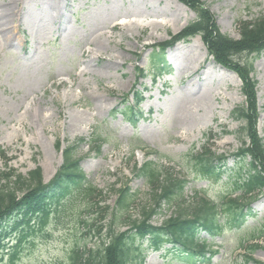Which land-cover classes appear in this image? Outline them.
I'll list each match as a JSON object with an SVG mask.
<instances>
[{"label": "rangeland", "instance_id": "obj_1", "mask_svg": "<svg viewBox=\"0 0 264 264\" xmlns=\"http://www.w3.org/2000/svg\"><path fill=\"white\" fill-rule=\"evenodd\" d=\"M202 1L216 14L221 30L233 37H238V19L264 11V0ZM195 17L176 0H0V147L8 150V167L26 174L40 166L49 182L62 164V149L85 139L75 155L90 181L106 192L111 207L117 195L110 190L127 180L142 193L140 204L146 203L149 187L133 175V169L152 151L161 153L158 162L175 176L188 177L183 194L187 203L200 189L218 199L225 185L196 179L190 154L205 144L228 154L240 146L237 135L223 129L240 127L231 112L243 104L244 95L241 81L216 65L205 74L190 76L205 55L200 37L167 51L169 72L155 84L151 75L137 84V89L147 87V91L141 105L144 116L136 127L111 112L133 89L136 66L153 65L151 45L169 39ZM254 74L263 107L264 55L255 60ZM258 127L264 138L263 108ZM210 129L217 137L207 141L205 133ZM97 135L110 141L99 153L91 152L88 145ZM131 137L146 150L131 156ZM149 159L157 161L156 156ZM232 161L229 157V164ZM5 163L0 160L1 170ZM85 209V200L79 197L64 211H53L45 229L24 243L14 263L5 253L1 264H71L70 254L77 245L85 241L87 247L99 245L81 223ZM169 211L165 207L164 213ZM161 219L157 216L154 222ZM263 226L264 198L253 205L243 225L227 226L222 235L209 238L214 249L220 248L211 262L195 264H245V248L240 244ZM261 243L253 258L264 264V238ZM254 260L247 264H257ZM144 264L193 263L173 252L150 250Z\"/></svg>", "mask_w": 264, "mask_h": 264}, {"label": "trees", "instance_id": "obj_2", "mask_svg": "<svg viewBox=\"0 0 264 264\" xmlns=\"http://www.w3.org/2000/svg\"><path fill=\"white\" fill-rule=\"evenodd\" d=\"M183 1L193 7L196 4L198 6L197 0ZM195 33L203 35L219 61L232 67L235 66L246 80L247 106H241L234 112L236 118L245 121V125L240 130L244 147L239 149L241 153L238 155L241 157V164L237 170L238 179L235 183L236 189H239L242 195L238 197L240 200L232 199L225 205H221L227 215L235 220L244 206L242 205L243 200L249 195L255 196L264 190V144L255 127L257 122L256 100L252 85L248 84L247 78L249 72L253 70V63L252 61H245L242 64L235 62L233 56L251 54L253 51H264V15L254 21L240 23L241 38L233 41L228 36L219 33L213 25L210 13L203 10L199 14V18L183 32L185 35ZM253 82L255 85L256 81ZM72 155V149L65 152V162L49 184L43 182L40 167L29 171L27 175L16 174L13 171L1 173V179L4 182L0 181V217L20 210L23 215V227L19 222H16L15 226L16 228L21 227L22 232L31 234L35 231V225L33 226L31 221L38 218V224L41 227L52 204L59 203L55 200L65 191L70 190L89 200L88 212L99 216L98 221H108V224L95 227L99 234L106 236L101 246L96 250H80L77 247L71 256L72 264H135V260H143L145 247L138 243L139 240L140 243H143L145 238L148 241L146 248H158L166 240L197 255H206V251L212 253L210 245L205 240L200 241V238L197 237L196 229H199V226H204L211 232L219 233L223 230L222 224L219 222L218 206L198 195L191 213L187 212L186 207L178 206L179 204L174 206V201L178 198L174 195L177 192L180 196L183 194L184 181L173 179L169 172L163 171L162 167L153 162H147L137 169V175L139 172L151 189L147 202L143 204L137 202L138 193L132 194L131 188L125 185L115 189L118 199L116 207L112 208L106 205V194L103 190L86 182L79 160L74 159ZM248 155H250L249 160L247 159ZM214 156L215 153L209 150L203 151L195 155L193 163L202 174H207L215 164L212 162ZM163 203L174 206L175 214L165 218L160 225H154L152 220L160 212ZM136 209L137 213L134 212ZM83 223L86 224V227L89 226V222L86 223L83 220ZM121 226H125L127 229L117 231L116 228ZM102 235L98 236L102 237ZM262 235H264V230L257 235H252V238L256 239ZM258 248L260 245L257 243L251 245L250 253L252 254ZM16 254L17 251L13 256ZM12 259L14 258L12 257Z\"/></svg>", "mask_w": 264, "mask_h": 264}, {"label": "bare ground", "instance_id": "obj_3", "mask_svg": "<svg viewBox=\"0 0 264 264\" xmlns=\"http://www.w3.org/2000/svg\"><path fill=\"white\" fill-rule=\"evenodd\" d=\"M115 27H117V26H115ZM176 50V49H175Z\"/></svg>", "mask_w": 264, "mask_h": 264}]
</instances>
